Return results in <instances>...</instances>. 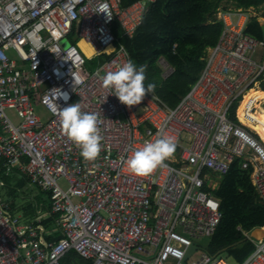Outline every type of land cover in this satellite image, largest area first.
<instances>
[{"label": "built area", "instance_id": "built-area-1", "mask_svg": "<svg viewBox=\"0 0 264 264\" xmlns=\"http://www.w3.org/2000/svg\"><path fill=\"white\" fill-rule=\"evenodd\" d=\"M155 1L122 7V0H107L109 17L96 13L103 0H0V165L47 191L50 213L59 215L48 228L40 206L29 221L0 197V264H62L70 250L93 264H264V237L249 231L255 249L242 262L194 241L217 231L220 199L206 187L216 188L236 159L264 202V140L237 113L264 82V38L248 31L254 19L264 24V9L219 13V39L175 106L153 91L129 107L102 83L132 60L127 47L119 43L103 61L99 55L118 42L116 22L132 37ZM82 40L98 57L92 69ZM72 103L97 116L102 148L95 160H85L62 129L61 109ZM37 105L48 112L45 119ZM164 134L175 136L174 153L150 173L130 172V152ZM56 233L62 237L47 238Z\"/></svg>", "mask_w": 264, "mask_h": 264}, {"label": "trees", "instance_id": "trees-1", "mask_svg": "<svg viewBox=\"0 0 264 264\" xmlns=\"http://www.w3.org/2000/svg\"><path fill=\"white\" fill-rule=\"evenodd\" d=\"M135 1L137 0H122V7ZM223 1L230 2L233 7L264 6V0H156L132 37L123 35L119 22L114 24L118 42L100 54V60L108 58L119 43L125 44L132 60L137 65L145 66V84L154 83L156 87L153 91L169 106H175L198 79L205 64L207 49L219 39L224 25L218 17V11ZM261 27V23L254 19L248 31L261 38ZM80 45L89 55L93 51L83 40ZM161 59H165L172 68L168 75H164L165 67ZM237 106L238 102L232 108L231 117L234 120H238ZM0 180L6 185L10 184V176L2 164ZM28 181L26 176L20 178L17 186H24ZM13 188L11 193L16 190V187ZM206 188L220 199L219 209L222 215L219 227L206 249L211 254L225 253L236 262H242L255 249V244L244 231L264 228V202L252 183L250 172L241 167V159H236L230 171L220 178L216 188ZM46 194L48 200L39 198L36 202H11L9 205L13 212L22 214L29 221L38 214L40 206L47 213L42 223L52 228L56 226L59 215L50 213V194L47 191ZM61 237L60 233L47 236L50 240ZM61 262L93 264L92 259L83 257L76 250H70Z\"/></svg>", "mask_w": 264, "mask_h": 264}, {"label": "clouds", "instance_id": "clouds-1", "mask_svg": "<svg viewBox=\"0 0 264 264\" xmlns=\"http://www.w3.org/2000/svg\"><path fill=\"white\" fill-rule=\"evenodd\" d=\"M109 5L107 0L99 3L96 13H106ZM144 65H137L129 59L116 71H109L102 77L103 86L111 90L118 100L131 107L139 104L146 94L155 89L154 83L145 84ZM67 99V93H62ZM62 129L68 138L80 148L85 160H95L102 148V135L97 126L95 113L84 112L78 103L69 104L60 112ZM176 149V138L173 135H160L155 140L144 142L139 148L133 149L124 161L127 169L134 174H147L162 166Z\"/></svg>", "mask_w": 264, "mask_h": 264}, {"label": "rangeland", "instance_id": "rangeland-1", "mask_svg": "<svg viewBox=\"0 0 264 264\" xmlns=\"http://www.w3.org/2000/svg\"><path fill=\"white\" fill-rule=\"evenodd\" d=\"M223 6L233 7L230 2L223 1L222 6H220V8H219L218 15L220 12H222ZM263 9H264V6H263ZM9 54L11 57H16V53L12 50H9ZM85 54L87 55L86 51H85ZM87 57H88V55H87ZM97 61H98V57L96 54H94L92 57L87 58V65L92 69L96 65ZM161 63L165 67L164 75H168L172 71V68L169 66L168 62L165 59H161ZM256 88H259L260 90L264 91V82L262 84L258 85V87H256ZM259 105H260V108H256L255 112H258L261 115H264V101L261 100ZM6 111H7V114L15 122H18L19 117L14 110L7 109ZM36 111L38 113L42 114L44 119L48 116V112L42 107V105H37ZM237 113H238V109H237ZM183 143L186 144V137L183 138ZM9 176H10V184H7V185L6 184H3V185L0 184V197L5 202H7V204H10L11 202H14L17 204H22L23 202H26V201H35L36 202L37 200H39V198L48 200L46 191L40 189L37 185L31 183L30 181H28L24 186H21V187L17 186L18 179L24 178L25 177L24 175H21L19 173H15V172H10ZM211 180H212V182H214L213 185H216L218 180L215 179L214 177H211ZM60 183L63 185V187H67V185H68L64 179H61ZM13 187H16V190H15V192L11 193V190L14 189ZM41 215L46 216L47 213H45V214L43 213ZM194 241L197 244H199L201 247L207 248L208 244L210 242V239L208 237H202L199 239H194Z\"/></svg>", "mask_w": 264, "mask_h": 264}, {"label": "bare ground", "instance_id": "bare-ground-1", "mask_svg": "<svg viewBox=\"0 0 264 264\" xmlns=\"http://www.w3.org/2000/svg\"><path fill=\"white\" fill-rule=\"evenodd\" d=\"M261 99L264 101V91L259 88L250 90L240 101L238 116L243 123L259 133L264 140V115L252 110L253 108H260L259 101Z\"/></svg>", "mask_w": 264, "mask_h": 264}, {"label": "water", "instance_id": "water-1", "mask_svg": "<svg viewBox=\"0 0 264 264\" xmlns=\"http://www.w3.org/2000/svg\"><path fill=\"white\" fill-rule=\"evenodd\" d=\"M262 37L264 38V24L262 25ZM251 235L257 239H261L264 237V228L263 227H257L252 232ZM196 245H192L187 253V256L193 252L196 249Z\"/></svg>", "mask_w": 264, "mask_h": 264}, {"label": "crops", "instance_id": "crops-1", "mask_svg": "<svg viewBox=\"0 0 264 264\" xmlns=\"http://www.w3.org/2000/svg\"><path fill=\"white\" fill-rule=\"evenodd\" d=\"M135 2H136V1H135ZM80 42H81V41H79V44H80ZM86 53H87V52H86ZM87 55H88L89 58L92 57V56L94 55V51H92V52L90 53V55L87 53ZM6 172H7V171H6ZM13 172H15V173H19V174H21V175H24V174L20 173V171H18V170H14ZM7 173L9 174L10 172H7ZM24 176H26V175H24ZM26 177H28V176H26ZM213 177H214L215 179L218 180V178H217L216 176L213 175ZM28 179H29V178H28ZM0 181H3V180H0ZM29 181H30V180H29ZM212 183L214 184V182H212ZM42 210H43V209H42ZM43 213L45 214L46 212H42V214H43ZM36 216H37V215H36ZM36 216H35V217H36ZM46 216H47V215H46ZM46 216H44V217H46ZM44 217H43V218H44Z\"/></svg>", "mask_w": 264, "mask_h": 264}]
</instances>
